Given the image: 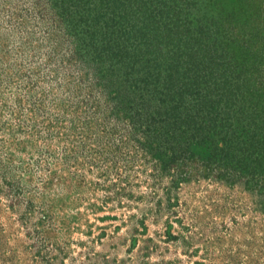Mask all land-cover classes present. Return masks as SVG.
Here are the masks:
<instances>
[{"label":"rangeland","instance_id":"374dc122","mask_svg":"<svg viewBox=\"0 0 264 264\" xmlns=\"http://www.w3.org/2000/svg\"><path fill=\"white\" fill-rule=\"evenodd\" d=\"M163 1L229 59L251 34L264 54V0ZM61 3L0 0V264H264V191L177 185L120 100L90 94Z\"/></svg>","mask_w":264,"mask_h":264},{"label":"trees","instance_id":"16d2710c","mask_svg":"<svg viewBox=\"0 0 264 264\" xmlns=\"http://www.w3.org/2000/svg\"><path fill=\"white\" fill-rule=\"evenodd\" d=\"M61 2V20L76 43L70 61L83 63L82 79L91 63L99 69L90 94L107 88L110 100H120V113L148 140L150 155L177 171V185L212 177L264 191V54L253 34L249 48L229 59V43L181 19L176 4Z\"/></svg>","mask_w":264,"mask_h":264}]
</instances>
